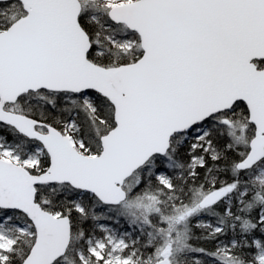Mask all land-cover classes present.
<instances>
[{
	"label": "snow or ice",
	"instance_id": "snow-or-ice-1",
	"mask_svg": "<svg viewBox=\"0 0 264 264\" xmlns=\"http://www.w3.org/2000/svg\"><path fill=\"white\" fill-rule=\"evenodd\" d=\"M0 264H264V0H0Z\"/></svg>",
	"mask_w": 264,
	"mask_h": 264
}]
</instances>
